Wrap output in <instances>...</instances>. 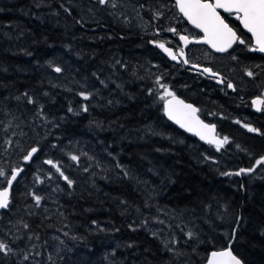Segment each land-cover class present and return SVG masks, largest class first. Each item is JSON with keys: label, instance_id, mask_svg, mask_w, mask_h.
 Masks as SVG:
<instances>
[{"label": "trees", "instance_id": "16d2710c", "mask_svg": "<svg viewBox=\"0 0 264 264\" xmlns=\"http://www.w3.org/2000/svg\"><path fill=\"white\" fill-rule=\"evenodd\" d=\"M97 3L0 0V189L25 168L0 215V264H204L228 246L264 264V129L218 123L217 153L167 122L157 68L196 107L204 82ZM81 7L100 10L94 23Z\"/></svg>", "mask_w": 264, "mask_h": 264}, {"label": "flooded vegetation", "instance_id": "af4514ba", "mask_svg": "<svg viewBox=\"0 0 264 264\" xmlns=\"http://www.w3.org/2000/svg\"><path fill=\"white\" fill-rule=\"evenodd\" d=\"M222 16L237 32V35L245 41V44L237 43L231 51L223 55L215 54L205 48L214 58H219L222 61L226 59L229 66L221 67L218 62H205L196 59V48H202L204 46L195 45H190L185 48L183 53L186 56V60L189 64L211 69L212 76H206L203 72L187 68L182 61L179 64L170 63L169 61L168 63L172 69L190 75L195 82L199 80L204 82L201 86H196V89L200 88L206 94V98L202 104H198L197 107L195 106L199 110L198 115L203 122L209 125H215L216 130H218L217 124H224L227 121V124L236 126L243 131L261 133L264 129V104L253 105L252 102L258 97L264 99V80L261 77L263 76L261 75V71L264 72V56L257 54V51L250 50L256 46L254 39L242 29L240 21L235 18V15ZM157 23L158 27L156 29L155 27H149L141 32L145 38H148L149 45L156 50V46L152 43H163L166 47L177 53L183 49L184 41H181L179 38L181 35L187 36L189 40H198L201 38V34L191 28L181 16L179 23L173 26L177 34L164 30V26L167 23L163 19L155 22L154 26ZM152 31L154 32L152 33ZM249 71L253 73V76L250 77L247 75ZM236 80H241L244 84L243 88H240L238 92L236 86L241 87L243 84L235 85L234 82ZM229 82L233 85L232 88L228 87ZM257 108L261 110L258 111ZM228 118H230V121ZM245 125L258 131H249Z\"/></svg>", "mask_w": 264, "mask_h": 264}, {"label": "snow or ice", "instance_id": "6c2138e0", "mask_svg": "<svg viewBox=\"0 0 264 264\" xmlns=\"http://www.w3.org/2000/svg\"><path fill=\"white\" fill-rule=\"evenodd\" d=\"M97 2L100 5H107L112 3V0H97ZM176 6L179 8L180 13H182L190 23L203 31L204 36L202 40L197 42L206 43L218 52H226L235 43L245 44V41L237 35V32L225 21L224 17L221 16L218 9H222L229 15H235V18L240 21L243 27L252 34L256 46L250 50L264 53V0H176ZM112 7H115L114 3H112ZM159 15L160 14L157 13V16ZM168 31L177 34L175 28H170ZM179 38L186 43L189 41V38L184 35H181ZM158 47L167 53L173 60L176 59L172 50L165 47V44L159 43ZM181 53H183V49H181ZM184 63H188V61L184 60ZM193 67H195V65H193ZM54 70L57 73L62 71L59 67H56ZM203 71L207 73L212 72L209 68H204ZM212 74L216 75L215 73ZM247 75L251 77L253 76V73L249 71L247 72ZM156 83L159 88L164 89V92L159 96V99L164 101V110L169 119L174 120L180 125V127L187 128L189 131L196 129V135L200 136L201 140H206L208 144L215 145L217 151L220 150L221 146L228 142L227 137L219 139L212 134L215 130V125L205 124L201 121L196 116V113L199 111L197 108L178 99L175 96V93L168 89L167 85L160 82L159 78ZM228 87L232 88L233 85L229 82ZM81 95L84 99L89 98V96L84 93H81ZM168 97H171L172 99H168ZM28 102L32 103L33 101L29 98ZM252 103L253 105L264 104V99L258 97L256 100H253ZM257 110L259 111L261 109L257 108ZM69 111H71V109H69ZM84 111H87L86 107L84 108ZM237 123H239V121H237ZM245 127H248V125H245ZM248 130L253 132L258 131L251 127H248ZM37 151L38 149L33 147L31 151L25 155L24 160H30ZM71 159L77 160L78 157L72 156ZM46 163L53 165L51 160L46 161ZM261 163H264V157H261L256 161V164L258 165ZM53 166L56 167V165ZM19 171V169H14L12 171L11 177L7 180L9 187H11L13 181L16 180ZM57 171H60L58 167ZM251 171H253L251 168H242L235 173H222V175L239 176L242 173H249ZM60 175L63 176V172H61ZM3 176H5V172L0 169V177ZM64 179L69 185L72 184V181L69 180L68 177L64 176ZM34 199L38 205L41 197L37 195L34 196ZM8 206L9 188H3V190H0V209H6ZM193 235L192 232L187 233L189 239L193 238ZM8 251H10L8 246L0 242V252L7 254ZM211 256L212 258L209 259L208 264H220L217 258H227L224 264H242V261L233 255L230 249L221 252H213Z\"/></svg>", "mask_w": 264, "mask_h": 264}, {"label": "rangeland", "instance_id": "374dc122", "mask_svg": "<svg viewBox=\"0 0 264 264\" xmlns=\"http://www.w3.org/2000/svg\"><path fill=\"white\" fill-rule=\"evenodd\" d=\"M149 2H147V0H112V3L115 4V7H112V3L103 5L102 7L107 9L106 11L112 15V17L114 18V20L116 21L118 25L125 23L124 25L122 24L124 27H127L128 25L129 28H133L134 30L142 32V31H145L149 27L150 28L155 27L156 29V27H158V23L156 24V26H154L155 22L163 19L167 23V25L164 26V30L167 32H170L168 31V29L173 28V26L178 24L180 20V15L177 13L174 2L171 3L170 0H154L150 3ZM147 3L148 5H146ZM76 7H79V4ZM99 11L100 10L94 7H86L84 9L81 7L80 9V12L83 15L85 22L90 23V24L96 21L94 14L98 15ZM157 13H159L160 15L157 16ZM153 32L154 31H152V33ZM195 58L199 60H203L205 62L206 61L207 62H218L221 67L226 66V65L229 66L226 59H223L222 61L219 58L217 59L214 58L205 47L196 48ZM157 75L159 76L161 83L165 84V82L161 80V77H162L161 68H157ZM186 77H187L186 73H182L180 79L186 78ZM234 83L235 85L243 84L241 80H236ZM167 86L170 91L175 93V89H172L171 86L169 85ZM243 86L244 84L241 87L236 86L237 92L239 91L240 88L242 89ZM181 91H184V90H181ZM160 92H161L160 95H162L164 92V89L160 88ZM215 152L218 153V151H215ZM213 161H215V159L211 160V162ZM59 238L60 237L55 238V245L53 246V250L55 251V253H58L60 252L61 249H63L62 244L60 245V242H59V240L62 241V239L61 238L59 239ZM23 257L24 258L27 257L25 259L31 260L34 257V255L29 250H27V253ZM176 258H180L179 255H176Z\"/></svg>", "mask_w": 264, "mask_h": 264}, {"label": "water", "instance_id": "95a60500", "mask_svg": "<svg viewBox=\"0 0 264 264\" xmlns=\"http://www.w3.org/2000/svg\"><path fill=\"white\" fill-rule=\"evenodd\" d=\"M173 2H174V4H175V6H176V0H173ZM176 10H177L178 14L181 16V18H182V19H183V20H184V21H185V22H186L191 28L195 29L197 32H199V33L201 34V38L198 39V40H189L187 43L184 42V43H183V52H184L185 48L189 47L190 45H195V46H204V47H206L209 51H211V52H213V53H215V54H221V55H223V54H226L227 52L231 51V50L236 46L237 43L233 44L232 47L229 48L226 52H218V51H216L215 49H213L210 45H208V44H206V43H203V42H197V41H201V40H202V38H203V36H204L203 31H202L201 29L196 28L192 23H190V22L187 20V18L184 17L182 13H180L179 8H178L177 6H176ZM218 11L220 12L221 16H222V15H229L228 13L224 12L222 9H218ZM240 25L242 26V29L252 37V34H251L250 32H248L247 29H245L241 23H240ZM253 39H254V38H253ZM152 44H153L154 46H156L157 50H158V51H159V52H160V53H161V54L167 59V61H169L170 63L179 64L180 61H182V62L184 63V60H186V56H185V54H184V53H181V51H180V52L178 51V52L176 53V52H174V51L171 49L172 52H173V54L176 56V59L173 60V59H172L167 53H165L160 47H158V44H154V43H152ZM254 44H255V40H254ZM255 45H256V44H255ZM165 47H166V46H165ZM167 48H168V47H167ZM257 54H259V55H261V56H264V53H261V52H259V51H257ZM184 64H185V66H186L187 68H190V69L195 70V71L203 72L206 76H212L211 73L204 72V71H203L204 68H202V67H199V66H197V65H195V67H193V64H189V63H184ZM175 96H176V95H175ZM176 97H177L178 99H180V100H183V99H181V98L178 97V96H176ZM168 99H172V98H171V97H168ZM183 101H184V100H183ZM184 102H185L186 104H191V103L186 102V101H184ZM191 105H193V104H191ZM193 106H194V105H193ZM194 107H195V106H194ZM195 108H196V107H195ZM163 115H164V118L166 119L167 122H169L171 125L175 126L178 130H180V131L183 132L184 134H186V135H188V136H190V137H193V138L196 139L200 144H202V145H204V146H210V147H214V148H216L215 145H210V144H208V143L206 142V140H201V139H200V136L196 135V129H194L193 131H189L187 128H182V127H180V125L177 124L174 120L169 119L168 115L165 113V110H164V102H163ZM196 116L201 120V118L198 116V112L196 113ZM201 121H202V120H201ZM204 123H205V122H204ZM205 124H206V123H205ZM212 134L215 135L217 138L222 139L221 137L218 136V134H217V130H216V127H215V130H214V132H213ZM224 146H225V144H224L223 146H221L220 149H223ZM35 155H36V153L32 156V158H31L30 160L25 161V163H29V162L34 158ZM257 165H258V164H257ZM257 165L255 166V168H257ZM16 169H19V170H20V171H19V174L17 175L16 180L13 181L11 187H9L7 183H6V186H5V188H9V204H10V199H11L12 189H13V187L15 186V184L19 181V179L21 178L23 172L25 171V168H24V167H20V168H16ZM13 170H14V169H13ZM13 170H12V171H13ZM12 171H11V174H12ZM11 174H10L9 178L11 177ZM9 178H8V179H9ZM0 190H3V189H0ZM8 207H9V206H8ZM7 209H8V208H6V209H0V215H1L2 212L7 211ZM226 249H230L231 252H232V254L235 255V254L233 253V251H232V249H231L230 246H228L227 248H224V249L211 250V251L208 253V256H207V258H206L204 264H208L209 259L212 258L211 254H212L213 252H221V251H224V250H226ZM236 257H237V256H236ZM237 258H238V257H237ZM238 259H239V258H238ZM217 260L220 262V264H224V262L227 260V258H217ZM242 264H243V262H242Z\"/></svg>", "mask_w": 264, "mask_h": 264}]
</instances>
